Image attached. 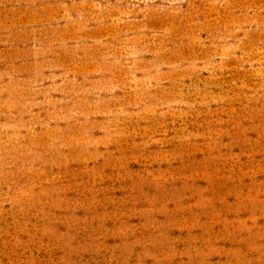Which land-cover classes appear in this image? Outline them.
<instances>
[{
    "label": "rangeland",
    "instance_id": "rangeland-1",
    "mask_svg": "<svg viewBox=\"0 0 264 264\" xmlns=\"http://www.w3.org/2000/svg\"><path fill=\"white\" fill-rule=\"evenodd\" d=\"M0 264H264V0H0Z\"/></svg>",
    "mask_w": 264,
    "mask_h": 264
}]
</instances>
